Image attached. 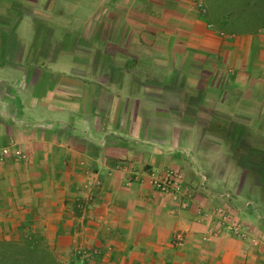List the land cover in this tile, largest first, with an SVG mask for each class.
<instances>
[{"label":"crops","instance_id":"0c3cea01","mask_svg":"<svg viewBox=\"0 0 264 264\" xmlns=\"http://www.w3.org/2000/svg\"><path fill=\"white\" fill-rule=\"evenodd\" d=\"M38 6L42 67L0 66L27 81L0 101V232L41 228L69 249L73 232L108 264H264V177L254 191L243 175L264 174V120L245 109L264 106V28L220 32L207 0ZM168 170L183 185L163 193L153 174ZM219 206L249 238L208 235Z\"/></svg>","mask_w":264,"mask_h":264},{"label":"rangeland","instance_id":"374dc122","mask_svg":"<svg viewBox=\"0 0 264 264\" xmlns=\"http://www.w3.org/2000/svg\"><path fill=\"white\" fill-rule=\"evenodd\" d=\"M40 2L41 0H0V66L9 68L11 67L10 65L26 66L31 63L30 66L42 67L40 63L42 58L37 57L36 59L33 58L32 55L38 54L40 51H42L44 42H42L41 35L39 36V39H35V37H33V27L34 29L36 27L27 25L30 18L36 20L40 18H47V12L50 11H47L44 8H40L38 6V3ZM232 2H237V0H207V3L210 4V10L211 7H214V5H217L215 7H221ZM214 10L215 9L211 10V12H214ZM16 23L22 25H16ZM18 54H21L20 58L16 57ZM11 79L13 81L12 85L10 82ZM16 80L17 77L11 76L9 74V71L0 73V101H10L5 100V98L10 96L11 94H17L19 98L22 97L23 90H25L27 86V81L23 80L20 83L15 82ZM67 84L73 85V82L68 81ZM10 87L12 88V91L10 90ZM16 88H18V90H16ZM56 91H61V89H58ZM63 93L64 92H60L59 96L55 93V95L53 96V100L57 101L60 97L61 99L65 97ZM39 95H41L40 90ZM245 109H248L247 111L249 112L252 111V115H255L254 113H256L259 120H264V106L252 108L246 107ZM1 114L3 117V113L0 111V135L1 133L7 132L9 130V127L7 128V126L10 124L8 119L1 118ZM259 126V129H264V122H259ZM258 132L260 133V135L264 133V131ZM262 140L264 141V139ZM262 140L259 139V141ZM223 160L225 162V167L223 169L225 170V172L229 171L231 173V177L230 174L229 176L228 173L225 174V176L230 177L228 178L226 183V186L229 188L231 185L228 184V182L233 181L232 177H234L235 175V170L233 169L234 166L228 163L225 156H223ZM258 172L257 170H255V172L250 174L249 172H246V170L243 171V175L246 178L245 180L249 182L247 184L248 189L254 191L257 189L259 191V189L261 188L259 186L250 185L253 179L258 180L264 177L263 172ZM72 205L73 204H71V211L76 214L77 211ZM47 236V234L42 233L41 228H37L36 230L34 229L33 231L25 230V228L21 227H16L6 232L1 231L0 241L6 240L11 244L6 245L7 247L5 248V252H3L4 250L2 249L4 248H2L0 245V264H48L50 262V259H40V256L44 254H47V256L51 254V258L56 259L59 264H108L106 260V254L108 253V251L104 250L102 247L96 246V243L90 246L85 242L84 239H74L73 232L71 233V235L68 234L67 237H65V240L68 242V244H71L69 247L72 249H69L68 247L58 248V246L53 243V240L50 241ZM71 241L73 242V244ZM81 241H83L82 244ZM87 245L90 248H88ZM18 246H20L22 250L25 249L26 253L28 251L27 256L21 257L17 256V254L12 255V252L11 250H9V248H16ZM31 246H38L40 248L39 252L36 251V248H32ZM2 253L6 255L3 256V258L1 257Z\"/></svg>","mask_w":264,"mask_h":264},{"label":"trees","instance_id":"16d2710c","mask_svg":"<svg viewBox=\"0 0 264 264\" xmlns=\"http://www.w3.org/2000/svg\"><path fill=\"white\" fill-rule=\"evenodd\" d=\"M215 6L217 5L211 7V10L215 9L214 12H211L209 9L206 21L220 32L238 35L258 32L260 29L264 28V0H237V2L225 4V6ZM9 244H11L9 241H0L1 247L4 248L2 249L4 250L3 252H5L6 245ZM31 247L36 248V251L39 252L40 248L38 246ZM9 250H11L12 255L17 254V256L21 257L27 256L28 253V251L26 253L25 249L22 250L20 246L9 248ZM1 255L2 258L6 256L3 253ZM50 255L47 256V254H44L40 256V259H50L48 264H59L56 259L51 258L52 255Z\"/></svg>","mask_w":264,"mask_h":264},{"label":"built area","instance_id":"2783aa9c","mask_svg":"<svg viewBox=\"0 0 264 264\" xmlns=\"http://www.w3.org/2000/svg\"><path fill=\"white\" fill-rule=\"evenodd\" d=\"M182 179L183 176L181 173L176 171H165L164 173H154L153 174V183L155 187L163 192H176L182 187ZM214 211V224L218 227V229H209L208 235L212 237L217 232L226 231L230 234L234 235L235 237L241 239H247L250 237L249 235V228L247 225L241 223L240 221L236 220L230 213L228 209L223 207H217ZM184 241V237L182 234L176 235V242L177 244H181Z\"/></svg>","mask_w":264,"mask_h":264}]
</instances>
